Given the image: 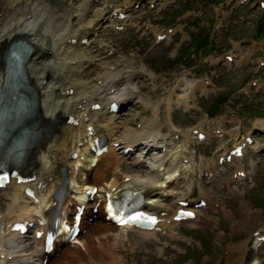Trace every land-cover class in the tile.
<instances>
[{
	"label": "bare ground",
	"instance_id": "bare-ground-1",
	"mask_svg": "<svg viewBox=\"0 0 264 264\" xmlns=\"http://www.w3.org/2000/svg\"><path fill=\"white\" fill-rule=\"evenodd\" d=\"M41 1L0 0V52L5 49L15 35H25L31 46H34L33 56L25 66L28 76L39 88L38 116L42 131L39 144L32 151L34 172L32 175L34 178L28 183H16L14 181V184L10 185L12 193L7 195V198L11 199V202L7 205V211L2 213V219L8 217L10 218L9 221L18 220L23 216L32 215V210L39 213L42 210L40 208L42 202L33 206L31 201L25 197L24 189L26 186H33L34 191L38 192L43 184H47L48 187L44 191L47 197L46 202L50 203L51 200L48 196L56 185L58 167L66 165L69 170L71 185L65 201L67 205L74 201V196H71L72 188L75 187L73 184L84 188L86 187L85 184L98 185L100 189L111 194H117L120 189L127 186L137 188L144 194L145 199H148L146 204L150 208L159 212H166V215H163L157 225L160 227L161 234L163 233L169 239H173L175 237L173 231L175 219L173 216L178 208L177 201L188 199L190 194L189 185L193 174L187 173L186 167L191 164V159L194 158L185 155V146L194 136L191 132L184 131H180L177 137L174 136L177 132L171 131L173 129L169 126L170 111L172 103L188 108L190 106L189 101L195 96L196 89L205 93L208 92L203 79H178V82L184 85L183 92L176 94V86H172L163 101L152 105L148 98H143L138 83L134 81L144 73H151L144 66V62H140L138 67L132 69L129 68L130 62L128 60V63L122 64L120 69L109 70L108 67L104 66L103 71L98 72L96 76H91L86 71L92 67L91 64L98 69L102 64L94 61H89L86 64L87 62L83 63L82 60L88 57H97V55L90 50L86 55L80 42L69 44L66 43V39L76 38L81 33L80 30H87V28L95 25L93 35L89 36L90 45L88 47H92L94 44L97 49L98 43L103 42L97 43L93 36L99 30H103L105 25L103 20L109 19L112 15V12L106 11L104 7L110 8L111 3L117 4L119 0H109L100 6L99 4L94 5L95 10L92 15L99 13L96 24L91 15H87L86 6L90 4L91 0H78L75 3H72L73 0H43L42 4ZM72 16L78 17L75 22L71 20ZM86 16L88 17L86 18ZM79 37L78 41L84 38L82 34ZM122 58L128 59L125 55ZM1 75L2 70H0V86L2 83ZM120 76L123 77L120 78ZM195 83L199 85L196 86ZM69 88H73V93L68 94V96L53 95L56 90ZM93 100H98L103 108L95 112L88 110L87 106ZM109 100H117L120 105L138 102L144 107H150L153 117L151 119L143 118L139 122V126H135V129L130 127V122H126V124L117 123L116 115L106 112ZM75 106L81 109L78 125L72 126L62 123L59 120L60 117L63 118L70 108L76 111ZM160 111H162V115ZM51 118H54L55 123L50 120ZM231 122L237 126L240 125L239 119L235 117L231 119ZM87 126H92L96 136L103 135L109 142L107 149L109 152L96 159V164L93 163L95 158L92 157L86 147L90 137L85 130ZM165 127L167 128L166 131ZM254 127L260 131L264 130V121L256 119ZM233 141L237 142V137ZM115 143L139 147V154L133 163L137 166V164L141 165L140 161H142L143 174L137 172L123 175L117 170L119 158L118 154L115 153ZM122 151H120L121 154ZM149 153L151 155L146 160H142V157L145 159ZM74 154L76 156H73ZM185 159L189 161L186 164ZM216 160L217 158L208 167L209 171L213 172L218 169ZM89 163L95 166L92 168ZM254 164L251 163L252 166ZM238 169L243 170L241 166H238ZM106 171L111 173L110 179L107 178ZM50 177L52 179H49ZM126 177L127 180L125 181ZM225 182L228 184L229 181ZM229 189L234 194L238 193V189L235 187H229ZM200 190L204 193V190ZM85 196L82 192L77 195V198L83 199ZM213 202L215 201H208L206 208L215 211L220 207L225 213L228 211L220 203ZM245 210L246 214L248 211L251 212L250 208ZM228 215L231 216L232 213L229 212ZM98 217L99 220L87 225L85 234L79 236V245L57 243L53 252L59 253L50 255L47 264H127V259L121 254L120 248L129 242L128 229L108 225L101 213ZM232 221L235 222L234 218ZM154 232V230L140 231L137 234L145 240L152 238L159 241ZM263 234L260 233L252 237L249 242L245 240L239 244L230 245L228 257L223 263L233 264L242 259L241 264H264V242L260 240ZM14 236V233L7 234L0 218V264H6L8 261L10 252L9 249L7 250L6 242L8 238L14 239ZM20 238L18 241L19 248L12 252L15 253L13 256L14 264L15 262H17L16 264L39 263L45 255L42 250V241L31 239V243L26 245L23 242L28 240L27 237L20 236ZM33 244H39L41 247L33 246ZM156 249L158 253L162 250L161 247ZM235 251L238 255L234 256Z\"/></svg>",
	"mask_w": 264,
	"mask_h": 264
},
{
	"label": "rangeland",
	"instance_id": "rangeland-1",
	"mask_svg": "<svg viewBox=\"0 0 264 264\" xmlns=\"http://www.w3.org/2000/svg\"><path fill=\"white\" fill-rule=\"evenodd\" d=\"M104 1L107 0L101 2ZM174 5L163 10L158 7L150 11L145 7L133 12L132 18L135 19L139 31L133 27L117 35L113 30H109L111 34L106 35L109 33L107 32L101 38L113 43L117 52L110 57L101 53L98 56L100 62L120 63L122 55L133 57L132 62L135 66L139 63L137 59L145 61L147 68L154 74V80L151 81L145 75L144 82L138 85L143 91L144 98L149 97L152 105L160 102L166 95L165 92L180 76L196 80L199 77H210L221 92L199 95L198 100L194 102L197 106L195 111H180L173 105L169 120V126L173 130L182 129L187 132L193 127H208L207 117L217 114L239 115L243 124L238 131L242 128L253 130L252 121L255 118L264 119V94L241 95L240 89L257 77L254 76L257 68L249 67V70L244 67L237 68L238 64L235 63L231 66L224 65L221 56L233 51L236 43L241 45L247 39L264 38V10L259 9L257 5L254 8L250 5L238 6L237 2L227 0H177ZM93 7L94 5L90 4L86 9L87 15H91L95 23L99 13L92 15L95 10ZM147 23H153L162 32L169 27L175 28L174 26L179 30L174 36L155 46L154 32L144 28ZM261 23L263 24L260 27ZM90 30L92 29L85 30L86 34ZM93 49H84V53L88 55V51L92 52ZM250 49L245 47V53L258 51H248ZM263 51L264 49L261 50ZM102 67L95 70L91 68L89 75L96 76L103 70ZM249 102L250 105L247 106ZM126 111H129V108L123 110V115L117 116V123L130 122V127L134 129L143 118L153 117L152 109L150 107L144 109L140 104H136L130 114L127 115ZM132 113L138 114V117L128 121L132 118ZM160 114L162 115V111ZM227 129L233 131L235 126L229 124ZM219 142L215 140L198 144L190 140L185 146V153L193 156L196 167L203 170L211 162ZM251 160L256 162V167L250 165ZM119 161L117 170L123 174L144 173L142 167L135 168L132 160L125 158ZM238 164L245 169H253L251 173L255 184L253 188L248 183L231 184L239 190L237 195L227 186L223 190L218 188L222 181L228 179L234 168L225 174H219L213 183L192 181L189 185L191 199L203 193L200 190L202 189L210 200H221L228 210L226 213L222 210L217 211L212 215L214 219L212 224L197 221L180 223L174 229L173 239L158 235L156 237L159 241L152 238L145 240L136 232L129 231L127 234L129 242L120 248L121 254L127 259V264H218L223 260L230 245L248 241L252 238L251 231L264 228V154L248 152L244 158L237 161L236 165ZM105 173L108 177L111 176L110 172ZM11 193V188L6 191L0 190V211L3 213L7 211V205L11 202V199L7 198ZM248 208L255 212L251 215L246 214L245 209ZM230 211L231 216L228 215ZM233 218L236 224L232 221ZM157 247L162 248L160 253L157 252ZM241 263L242 259H239L233 264Z\"/></svg>",
	"mask_w": 264,
	"mask_h": 264
}]
</instances>
